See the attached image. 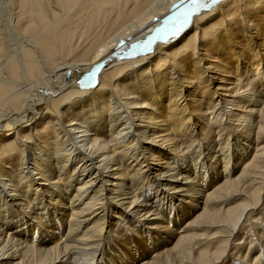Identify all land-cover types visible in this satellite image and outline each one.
I'll return each mask as SVG.
<instances>
[{
  "label": "bare ground",
  "instance_id": "obj_1",
  "mask_svg": "<svg viewBox=\"0 0 264 264\" xmlns=\"http://www.w3.org/2000/svg\"><path fill=\"white\" fill-rule=\"evenodd\" d=\"M0 264H264V0H0Z\"/></svg>",
  "mask_w": 264,
  "mask_h": 264
},
{
  "label": "snow or ice",
  "instance_id": "obj_2",
  "mask_svg": "<svg viewBox=\"0 0 264 264\" xmlns=\"http://www.w3.org/2000/svg\"><path fill=\"white\" fill-rule=\"evenodd\" d=\"M191 2H192L193 4H196V3H198V0H191ZM213 2H219V0H213Z\"/></svg>",
  "mask_w": 264,
  "mask_h": 264
},
{
  "label": "rangeland",
  "instance_id": "obj_3",
  "mask_svg": "<svg viewBox=\"0 0 264 264\" xmlns=\"http://www.w3.org/2000/svg\"><path fill=\"white\" fill-rule=\"evenodd\" d=\"M8 33H9V35H12V39H13L14 36H13L12 32L11 31H8Z\"/></svg>",
  "mask_w": 264,
  "mask_h": 264
}]
</instances>
